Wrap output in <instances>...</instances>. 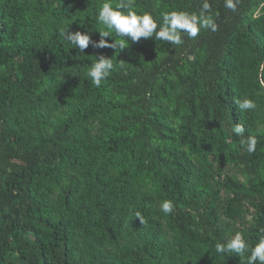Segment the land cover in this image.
<instances>
[{
	"label": "trees",
	"instance_id": "16d2710c",
	"mask_svg": "<svg viewBox=\"0 0 264 264\" xmlns=\"http://www.w3.org/2000/svg\"><path fill=\"white\" fill-rule=\"evenodd\" d=\"M104 2L0 0V264H247L215 245L264 229V0H208L217 30L182 45L113 30L73 48L65 33L100 39ZM201 6L133 0L158 29Z\"/></svg>",
	"mask_w": 264,
	"mask_h": 264
},
{
	"label": "clouds",
	"instance_id": "9594fccd",
	"mask_svg": "<svg viewBox=\"0 0 264 264\" xmlns=\"http://www.w3.org/2000/svg\"><path fill=\"white\" fill-rule=\"evenodd\" d=\"M224 3L226 8L236 11L239 0H224ZM162 19L163 24L158 29V23L151 13L138 14L133 10V0H119L115 7H113L111 0H105L99 8L97 21L106 30L99 31L100 39L98 41H92L90 35L82 34L79 31L67 35L65 33V39L80 52H84L90 43L95 48H114V43L109 44L105 39L111 37L110 33L113 30L117 36L126 38L127 42V38H130L133 42H138L141 38L147 39L154 36L155 40H161L172 45H182L184 43L182 34L194 39L200 34L201 29H210L214 32L218 27L211 15V5L208 0H202L198 15L186 11L172 10L162 13ZM120 46L123 49L124 40L120 42ZM113 68L112 59L100 55L94 63H91L86 75L93 85L100 87L101 82L108 78ZM235 103L242 111L256 108V103L249 98L237 99ZM233 131L237 136H240L245 129L241 124H236ZM257 142L255 136L247 137L246 143L249 153L256 151ZM160 209L165 215L171 214L174 210V204L171 200L165 199L160 203ZM136 217L140 219L142 224L144 223L138 213ZM215 251L218 254L235 253L240 257L247 254V264H264V229H260L258 242L255 246H250L237 233L232 238L217 243Z\"/></svg>",
	"mask_w": 264,
	"mask_h": 264
}]
</instances>
